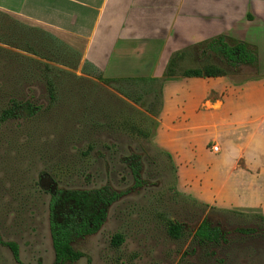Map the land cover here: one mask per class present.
<instances>
[{"label":"rangeland","instance_id":"obj_1","mask_svg":"<svg viewBox=\"0 0 264 264\" xmlns=\"http://www.w3.org/2000/svg\"><path fill=\"white\" fill-rule=\"evenodd\" d=\"M48 34L0 10V234L19 244L23 263L55 261L53 190L106 187L116 200L97 232L74 241L84 257L66 264H264V214L198 199L189 184L182 187L173 157L157 145L161 103L142 87L159 85L100 81L95 65ZM204 49L190 46L178 56L175 80L188 68L211 64L237 84L259 74ZM14 98L34 111L3 120ZM91 139L98 144L89 151ZM134 160L141 164L140 183L130 167ZM171 220L182 225L181 237L169 233ZM203 221L220 230L219 243L196 238ZM116 234L124 236L120 245ZM0 264H19L1 244Z\"/></svg>","mask_w":264,"mask_h":264},{"label":"crops","instance_id":"obj_2","mask_svg":"<svg viewBox=\"0 0 264 264\" xmlns=\"http://www.w3.org/2000/svg\"><path fill=\"white\" fill-rule=\"evenodd\" d=\"M0 10L59 38L106 78H162L176 52L220 35L255 46L259 74L241 84L169 80L155 140L198 199L264 214V0H0Z\"/></svg>","mask_w":264,"mask_h":264},{"label":"trees","instance_id":"obj_3","mask_svg":"<svg viewBox=\"0 0 264 264\" xmlns=\"http://www.w3.org/2000/svg\"><path fill=\"white\" fill-rule=\"evenodd\" d=\"M52 36L55 37L54 35ZM54 39L64 45L65 48H68L71 52L81 57L78 51L71 48L65 42L57 37ZM200 45L205 47L203 53L208 54L209 51L213 52L214 55L232 67L236 68L241 65H250L255 67V70L259 72L258 51L257 48L250 43L220 35ZM183 53H185V51L176 52L170 58L162 78H106L100 72L97 79L103 82H138L140 85L143 84V82L157 83L159 88L155 85L148 90L143 87L142 89L147 93L156 94L157 100H160L162 111L164 105V87L169 80H175L174 78L177 74V58ZM218 76H227V73L221 67L213 64L206 65L203 68H188L182 73V77ZM162 79L164 81H162ZM33 111L34 108L31 103L21 102L14 98L11 100L10 107L3 110L2 119L6 120L11 117L24 116L28 112L33 113ZM140 132L144 133L142 130H140ZM145 135L148 134L145 133ZM96 144H98V140L91 139L89 151H92L96 147ZM130 167L137 182L140 183V162L134 160L130 163ZM117 196L115 191H111L106 187L95 190L58 188L51 192L49 219L55 255L53 264L76 262L84 257V253L73 246L74 241L86 235L93 234L100 229L106 218L108 207L116 200ZM168 229L169 233L175 238H179L183 234V227L176 220H171L169 222ZM219 231L218 228H212L207 221H203L195 232V236L202 242L219 243L221 240ZM113 239H115L116 245H120L124 241V236L122 234H116ZM0 244L10 249L17 263L24 264L20 256V246L17 242L5 241L0 234Z\"/></svg>","mask_w":264,"mask_h":264},{"label":"built area","instance_id":"obj_4","mask_svg":"<svg viewBox=\"0 0 264 264\" xmlns=\"http://www.w3.org/2000/svg\"><path fill=\"white\" fill-rule=\"evenodd\" d=\"M212 150H213L214 152H218V151H219V146H218V145H213V146H212Z\"/></svg>","mask_w":264,"mask_h":264}]
</instances>
